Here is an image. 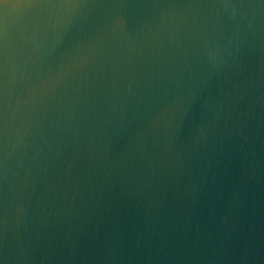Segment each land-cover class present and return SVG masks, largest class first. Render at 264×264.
Listing matches in <instances>:
<instances>
[{
	"label": "water",
	"instance_id": "1",
	"mask_svg": "<svg viewBox=\"0 0 264 264\" xmlns=\"http://www.w3.org/2000/svg\"><path fill=\"white\" fill-rule=\"evenodd\" d=\"M0 264H264V0H0Z\"/></svg>",
	"mask_w": 264,
	"mask_h": 264
}]
</instances>
